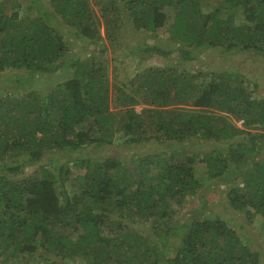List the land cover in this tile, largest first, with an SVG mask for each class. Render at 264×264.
Segmentation results:
<instances>
[{
  "label": "trees",
  "instance_id": "obj_1",
  "mask_svg": "<svg viewBox=\"0 0 264 264\" xmlns=\"http://www.w3.org/2000/svg\"><path fill=\"white\" fill-rule=\"evenodd\" d=\"M96 1L97 16L90 0H0V81L14 83L0 89V264H264L237 229L264 232V93L236 68L164 63L112 82L111 96L100 42L127 26L153 38L166 29L168 45L148 47L163 60L264 57V0ZM68 39L94 51L69 62ZM66 64L72 77L37 87L35 74ZM150 142L168 150H134ZM96 143L132 150L81 153ZM58 150L74 154L54 169L42 157ZM211 177L227 183L221 214L233 226L205 207Z\"/></svg>",
  "mask_w": 264,
  "mask_h": 264
},
{
  "label": "rangeland",
  "instance_id": "obj_2",
  "mask_svg": "<svg viewBox=\"0 0 264 264\" xmlns=\"http://www.w3.org/2000/svg\"><path fill=\"white\" fill-rule=\"evenodd\" d=\"M94 12L97 16L98 14V5L96 0H90ZM100 20V19H99ZM101 21V20H100ZM123 32V38L121 40H112L109 38H102L101 39V45L98 41V45L100 47H103L104 56L108 60V66H107V72L108 77L110 79V95L112 96V82H121L125 81L129 76L132 75L134 71L140 70L145 66L149 65H155V64H164L168 63L170 65H174L176 67H179L180 69H197V68H204V69H232L236 68L240 73H243L245 76H247L250 80H252V86L256 84L257 90L259 94L264 93V57L254 55L252 53H233L228 52L226 50H221V52L211 51V49L202 50V53H195V57L191 60H184L179 59L177 53L170 54L165 60L161 59L158 54L151 53L154 50L151 49L152 45H161L165 46L168 45L167 41V35L168 31L165 29H160L158 32V36L153 37H147L146 34H142L141 32L135 31L133 27H129ZM99 28L101 31V34L104 36L103 32V25L102 22L99 24ZM71 35V34H69ZM67 35L66 37H68ZM70 42V48L66 54V59L69 60V62L72 61L74 57H78L81 55H85L88 52L94 51L95 45L91 40H81V39H68ZM151 47V48H148ZM141 50V51H140ZM100 51V50H99ZM196 51V50H195ZM132 55H134V58H132ZM70 58V59H69ZM116 59V60H115ZM115 60V62H114ZM5 73V72H3ZM52 77L47 79L45 75L42 74V76L46 79V82L44 81V78L39 77V75L35 74L36 82H39L40 84L37 85L43 92L46 90L45 84L50 82L51 79H56V81H62L66 78L72 77L74 75V68L70 66L69 64L64 65V68H61L58 72L52 73ZM15 74L12 76L14 78ZM2 78V77H1ZM13 82H1L0 81V89L4 88L6 89L7 85H10V87H13ZM48 85V84H47ZM36 87V86H35ZM31 85L24 86L23 88L19 89H28L30 90ZM27 91V90H26ZM137 109L141 107V104L135 106ZM237 123H241V120L237 121ZM90 122H85L83 125L84 128H87L90 126ZM193 141V140H191ZM209 142V141H208ZM206 144H209L210 147L213 146L211 142ZM204 144L203 148H206L207 145ZM212 144V145H211ZM169 145H164L160 142H150L145 143L143 146L137 147L134 150L136 151H142L143 153L149 152V151H155V150H168ZM132 149H127L125 146H113V144H98L91 145L86 147V150H82V154H88L90 157L103 156L106 154H114L121 158H126L129 151ZM264 152V148H263ZM74 152H71L68 150H58L53 151L51 153H46L43 155L42 160L44 162L49 161V155L53 158L52 166L54 169L57 168L58 163L61 161H65L66 159H70ZM158 154V153H157ZM77 154L75 153V157ZM165 157L167 154L164 155ZM154 157H157L156 154H154ZM160 159V157H158ZM72 173L69 174L67 182H75V175L77 173L76 170H74V166H72ZM204 168L200 167V170L197 172L198 176L202 175ZM205 173V172H204ZM203 173V174H204ZM206 174V173H205ZM210 181L206 183L209 185V188L205 194L206 196V208L210 214H213V218L215 216L221 217L228 225L233 226L236 223V219L231 217L230 215H224L226 212L225 207H223V204L226 201V189H227V183L224 182L223 179L220 177H211L209 178ZM188 195L187 203H186V210L191 209L197 202L200 203L198 197L199 193L194 195ZM186 210H183L179 213H181L178 218L183 219V217L186 214ZM224 213V214H221ZM253 228V232H250V229H244L243 226L237 228L238 231L241 232V235L244 240H246L248 243H252V245L255 247L258 245V243L254 240L257 239L259 242V246L261 247V250L264 254V232L262 231V228L260 227V224H255V227L250 224Z\"/></svg>",
  "mask_w": 264,
  "mask_h": 264
}]
</instances>
